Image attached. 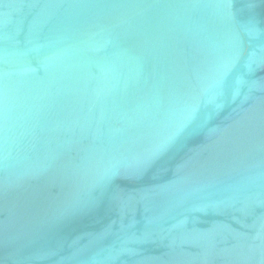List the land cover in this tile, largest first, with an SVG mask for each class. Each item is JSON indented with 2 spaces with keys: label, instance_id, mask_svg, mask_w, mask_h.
I'll return each instance as SVG.
<instances>
[{
  "label": "water",
  "instance_id": "obj_1",
  "mask_svg": "<svg viewBox=\"0 0 264 264\" xmlns=\"http://www.w3.org/2000/svg\"><path fill=\"white\" fill-rule=\"evenodd\" d=\"M0 264H264V0H0Z\"/></svg>",
  "mask_w": 264,
  "mask_h": 264
}]
</instances>
